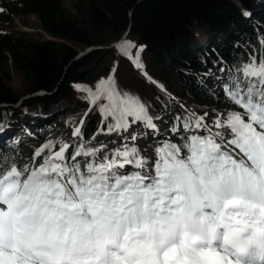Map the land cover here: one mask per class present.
Segmentation results:
<instances>
[{"label": "snow or ice", "instance_id": "snow-or-ice-1", "mask_svg": "<svg viewBox=\"0 0 264 264\" xmlns=\"http://www.w3.org/2000/svg\"><path fill=\"white\" fill-rule=\"evenodd\" d=\"M132 47L120 46L129 59ZM236 71L224 88L236 110L176 117L154 159L127 144L0 155V264H264V55ZM77 90L101 102L108 133L157 127L111 76Z\"/></svg>", "mask_w": 264, "mask_h": 264}, {"label": "trees", "instance_id": "trees-1", "mask_svg": "<svg viewBox=\"0 0 264 264\" xmlns=\"http://www.w3.org/2000/svg\"><path fill=\"white\" fill-rule=\"evenodd\" d=\"M80 2L87 6V21L72 17L64 0H0V24L8 14L35 15L44 35L50 37L37 38L26 32H8L0 37V103L19 100L7 84L12 69L23 75L33 91L45 92L28 103L25 112L24 108H5L10 112L5 122L7 129L14 127L20 138L27 134L24 139L28 140H20L24 143L16 147L6 146L0 155L13 157L20 164L27 163L39 147L54 144L58 130L78 122L84 107L76 104L78 107L70 115L73 117H67L62 115L67 109L63 104L77 100L73 85L89 79L84 70L98 56V50H92L80 58L79 48L107 46L126 35V39L138 41L151 54L147 71L153 78L165 76L164 83L177 98L201 107L207 102L217 115L226 114L231 107L228 100L218 99L210 90L220 82L222 70L227 78L235 77L236 69L252 56L259 59L264 55V0ZM241 5L252 18L248 19ZM106 34L111 41L106 40ZM161 94L149 106L155 119L169 118L177 105L163 95L162 99ZM3 110L0 108V113ZM177 111L170 120V129L180 125L176 117L189 116ZM99 124L97 116L86 118L82 139L73 143L69 155L80 143L91 142Z\"/></svg>", "mask_w": 264, "mask_h": 264}, {"label": "rangeland", "instance_id": "rangeland-1", "mask_svg": "<svg viewBox=\"0 0 264 264\" xmlns=\"http://www.w3.org/2000/svg\"><path fill=\"white\" fill-rule=\"evenodd\" d=\"M64 2L72 17L78 18L80 21H87V6L82 4L80 0H64ZM8 32H26L35 35L37 38L41 37L42 35L46 38H50L47 35H44L39 19L35 15H6L0 24V37ZM106 35H108L106 36V40L111 41L112 38L109 36V34ZM94 36H96V34H94ZM207 43L208 42H206V44ZM125 44L134 45V47L129 50L132 59H129L128 56L123 54L121 51L120 46ZM141 48L143 51H140ZM92 50H98V56L93 61L92 66L84 70L86 75H89L90 77L85 81H80L73 85V89L76 93L75 95L78 96H76L77 100L63 104L67 106V109L62 111V115L73 117L70 115L73 114L74 109L78 107L76 104H80L82 107H84V110L81 111L80 116H77L78 122L76 124H70L69 126L62 128V130L57 131V137L53 144L54 148L52 151H58L60 146L64 143H67L70 148L73 143L79 139H82L81 131L83 123L81 124V122H85L86 118L94 115L97 116L100 121L99 129L90 143H80L78 148L82 146L85 149H95L97 150V157H99L101 155L111 156L116 149H122L124 144H127L130 148L136 147L139 153L145 158L154 159V148L157 146V139L159 137L163 138L164 140L174 138L173 134H171L169 131V121L171 118L175 117L178 112L177 110L182 112L184 111L189 115L195 114L196 116H203L205 113H207L206 120L208 121L217 115V113H215V111L209 106V104H207V102L204 103L206 105L201 107L193 101H182L181 99L177 98L174 92L168 89V86L164 83L166 81L165 76L161 78L157 77L158 79L153 78L147 71V68H149L147 67L148 64L152 62L151 54L148 52L146 47L140 44L138 41L134 39L123 38L121 41L111 43L107 46L99 45L91 48H79V57L81 58L86 56ZM137 55H139L140 64L142 65L140 68H138L133 63ZM109 76L114 78L119 91L127 92L131 95L139 97L140 100L147 106L148 110L149 106L152 104V101H154L155 97L160 92L162 93L160 96L162 99L165 97L172 102H176L177 105L174 106L176 109L172 111L169 118L164 116L160 119H155V115L150 109L149 115L153 118V122L157 126L154 130L144 127L142 123H137L132 125L127 132H121L119 134L115 132L108 133L106 131V124H101L102 118L98 111V106L101 102L98 101L97 105H90L87 99V92L78 91L77 88L80 87L84 89H91L94 92L98 82L101 79H107ZM10 79L11 80L7 83L8 87L12 89V91L17 96L25 94L30 89V84L25 81L23 75L14 69H12L10 72ZM173 81L175 82L173 78H170V82ZM216 91H218V89L215 87L214 92ZM162 95L164 97H162ZM37 105L38 104H36V106ZM230 106L231 107L228 111L236 110L235 105L230 104ZM38 109L41 110L42 108L39 106ZM8 113H10L9 109H4L1 111L0 125H3L7 121L9 116ZM76 128H80L79 136L73 135ZM14 133L10 137H13ZM132 135L136 136L135 141H132ZM123 137H127V139L125 140Z\"/></svg>", "mask_w": 264, "mask_h": 264}, {"label": "water", "instance_id": "water-1", "mask_svg": "<svg viewBox=\"0 0 264 264\" xmlns=\"http://www.w3.org/2000/svg\"><path fill=\"white\" fill-rule=\"evenodd\" d=\"M45 92L42 91H33L30 86V89L23 95H19V100L15 103H0V108H16L17 110L24 108V112L26 111L27 104L32 102L37 97L43 96Z\"/></svg>", "mask_w": 264, "mask_h": 264}, {"label": "bare ground", "instance_id": "bare-ground-1", "mask_svg": "<svg viewBox=\"0 0 264 264\" xmlns=\"http://www.w3.org/2000/svg\"><path fill=\"white\" fill-rule=\"evenodd\" d=\"M217 98H218V99H222L223 97H222V98H221V97H217Z\"/></svg>", "mask_w": 264, "mask_h": 264}]
</instances>
